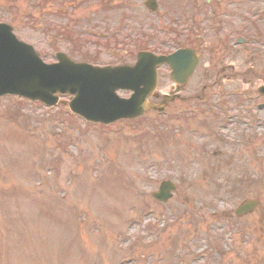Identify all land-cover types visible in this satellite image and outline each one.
Wrapping results in <instances>:
<instances>
[{
	"label": "rangeland",
	"instance_id": "obj_1",
	"mask_svg": "<svg viewBox=\"0 0 264 264\" xmlns=\"http://www.w3.org/2000/svg\"><path fill=\"white\" fill-rule=\"evenodd\" d=\"M145 1L0 0V23L13 26L47 63L64 52L77 62L115 65L131 63L137 49L125 57L126 47L115 52L95 35L107 25L117 28L127 13L132 28L161 30L187 16L211 22L216 10L203 0H156L159 11L152 14ZM63 5L71 12L60 10ZM253 5L264 7V0H243L240 8L246 12ZM46 19L89 36L71 44ZM206 55L192 81L197 90L181 94L180 106L217 91L264 86V52L250 49L234 59L221 50ZM228 63L238 67L240 78L224 79L231 75ZM170 83L166 74L160 94ZM63 109L48 112L42 105L0 99V264H264V140L250 132L239 138L235 131L224 144L207 114L211 121L193 123L212 130L210 139L173 133L159 141L157 125L147 124L156 116L152 112L148 121L102 130ZM259 116L264 120V111ZM173 131L171 126L165 134ZM167 178L178 190L161 204L152 193ZM248 199L258 200L259 208L236 217Z\"/></svg>",
	"mask_w": 264,
	"mask_h": 264
},
{
	"label": "water",
	"instance_id": "obj_2",
	"mask_svg": "<svg viewBox=\"0 0 264 264\" xmlns=\"http://www.w3.org/2000/svg\"><path fill=\"white\" fill-rule=\"evenodd\" d=\"M19 50L21 48V50L23 52L25 51H28L26 48L24 47H19ZM2 60L3 59H0V62L2 63ZM61 60H62V66L63 68H65L66 70V74L68 76H70L72 79H73V86L74 88L81 94V97L84 99V100H87L88 99V93L89 92H92V91H96L97 89L101 88L100 85L96 84L95 83V80L97 79L101 84H104L106 82L104 81H107L109 80L108 77H105V76H97L94 77V75H92V73H90V71L88 69L90 68H87V67H84V66H75L77 68H79V71H74L75 69H72L71 66H72V63L66 58V57H61ZM94 73H97L99 74L96 70H93ZM124 74V73H122ZM121 74V75H122ZM113 76V75H111ZM82 78V80L80 79ZM87 79V80H86ZM104 80V81H103ZM80 81V83H79ZM89 82V83H87ZM3 87H0V92L3 91L2 89ZM22 89V88H20ZM69 89V88H67ZM89 90V91H88ZM148 90V89H147ZM145 90L146 92L143 91L138 93L137 94V97L135 99V102H138L136 107H135V116H138L140 115L145 109H146V103L144 104L145 102V97L146 95H148L149 91ZM31 91H32V94L33 96H35L36 98L39 97V91H38V84H36L35 82L31 84ZM88 92V93H87ZM151 92V91H150ZM119 109H121L123 112H125V115H129L131 112V107H127V106H120L118 107ZM170 189H166L165 192H168ZM155 197H158L157 195H155ZM160 199L162 200H166L167 198L166 197H159ZM256 206V203H253V202H247L241 209H240V213H244V212H247V211H250L252 210L254 207Z\"/></svg>",
	"mask_w": 264,
	"mask_h": 264
}]
</instances>
